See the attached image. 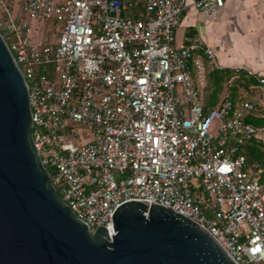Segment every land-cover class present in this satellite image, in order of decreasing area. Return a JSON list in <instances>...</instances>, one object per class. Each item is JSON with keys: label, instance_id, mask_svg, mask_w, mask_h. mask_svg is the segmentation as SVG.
Wrapping results in <instances>:
<instances>
[{"label": "built area", "instance_id": "1", "mask_svg": "<svg viewBox=\"0 0 264 264\" xmlns=\"http://www.w3.org/2000/svg\"><path fill=\"white\" fill-rule=\"evenodd\" d=\"M193 6L212 17L225 0ZM183 12V0H0V34L41 163L90 232L111 238L114 207L143 199L204 227L237 264H264V182L242 153L256 105L210 108L208 72L225 70L199 38L177 46ZM232 71L264 94V74Z\"/></svg>", "mask_w": 264, "mask_h": 264}, {"label": "water", "instance_id": "2", "mask_svg": "<svg viewBox=\"0 0 264 264\" xmlns=\"http://www.w3.org/2000/svg\"><path fill=\"white\" fill-rule=\"evenodd\" d=\"M95 233L63 202L32 137L27 83L0 34V264H237L202 226L143 199Z\"/></svg>", "mask_w": 264, "mask_h": 264}, {"label": "crops", "instance_id": "3", "mask_svg": "<svg viewBox=\"0 0 264 264\" xmlns=\"http://www.w3.org/2000/svg\"><path fill=\"white\" fill-rule=\"evenodd\" d=\"M183 2L181 24L175 32L177 46H185L189 39L197 37L213 50L216 62L224 70L244 68L264 74V0H225L224 8L212 17L195 9L193 0ZM244 76L249 80L245 73ZM238 94L256 105L255 113L249 118L264 120V94L256 88V81L245 87L239 85ZM257 129V139L253 143L263 160L252 161L248 153L246 157L248 168L261 171L264 182V126ZM248 149L245 147V151Z\"/></svg>", "mask_w": 264, "mask_h": 264}, {"label": "trees", "instance_id": "4", "mask_svg": "<svg viewBox=\"0 0 264 264\" xmlns=\"http://www.w3.org/2000/svg\"><path fill=\"white\" fill-rule=\"evenodd\" d=\"M238 75L240 76L238 77ZM244 78L245 76L243 72L237 73L229 69L225 71L214 70L212 72H208V88L205 98L210 108H215L221 102V100L225 98H229L234 101L241 99V96L238 94V86L240 85L245 87L246 84L255 81L252 78H249V80H245ZM247 122L254 125L256 128L264 126V120H258L256 118H249ZM245 147L250 149L245 151ZM242 153L245 156L248 153L252 161L262 162L263 160V155L256 150L253 141L248 142L243 147ZM48 171L50 174L53 173V170L50 168H48Z\"/></svg>", "mask_w": 264, "mask_h": 264}, {"label": "rangeland", "instance_id": "5", "mask_svg": "<svg viewBox=\"0 0 264 264\" xmlns=\"http://www.w3.org/2000/svg\"><path fill=\"white\" fill-rule=\"evenodd\" d=\"M228 93H229V91H228Z\"/></svg>", "mask_w": 264, "mask_h": 264}]
</instances>
